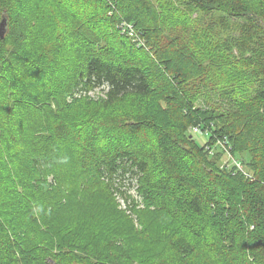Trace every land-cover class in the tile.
I'll return each mask as SVG.
<instances>
[{
  "label": "trees",
  "instance_id": "obj_1",
  "mask_svg": "<svg viewBox=\"0 0 264 264\" xmlns=\"http://www.w3.org/2000/svg\"><path fill=\"white\" fill-rule=\"evenodd\" d=\"M2 17L0 264H264V0Z\"/></svg>",
  "mask_w": 264,
  "mask_h": 264
},
{
  "label": "built area",
  "instance_id": "obj_2",
  "mask_svg": "<svg viewBox=\"0 0 264 264\" xmlns=\"http://www.w3.org/2000/svg\"><path fill=\"white\" fill-rule=\"evenodd\" d=\"M120 27L123 28L124 31H126V30L131 29L132 25L131 24H127V23H123V24L120 25ZM125 27H127L129 29H126ZM132 33H134V32H131V34ZM190 131H191V133L193 135H195L196 137L200 138L199 142L202 145H206L208 150L210 149L211 152H213L216 147H220V148L225 149V151L227 152L228 157H229V159H231L232 163H234L240 170H244L245 169V165L243 164V162L232 156V154H231L232 152L230 151L231 150V146L228 144V138L226 136H224V138L217 139L214 145L209 146V144H208L209 141L207 139V136H208V133H209L208 130L204 131L201 126L196 125V126H193L190 129ZM137 188H138V184H137V186L133 187V190H130V193H132L133 196H135V197H140L138 192L136 191ZM116 196H117V198L119 200L121 208L128 209L129 204L126 203L124 201V199H122L120 197V195L116 194Z\"/></svg>",
  "mask_w": 264,
  "mask_h": 264
},
{
  "label": "water",
  "instance_id": "obj_3",
  "mask_svg": "<svg viewBox=\"0 0 264 264\" xmlns=\"http://www.w3.org/2000/svg\"><path fill=\"white\" fill-rule=\"evenodd\" d=\"M8 31V22L6 17H2L0 21V36L1 38H4L6 33Z\"/></svg>",
  "mask_w": 264,
  "mask_h": 264
},
{
  "label": "rangeland",
  "instance_id": "obj_4",
  "mask_svg": "<svg viewBox=\"0 0 264 264\" xmlns=\"http://www.w3.org/2000/svg\"><path fill=\"white\" fill-rule=\"evenodd\" d=\"M6 19H7V17H6ZM7 22H8V19H7ZM92 94H93V92H92ZM199 141H200V138L199 137H196Z\"/></svg>",
  "mask_w": 264,
  "mask_h": 264
},
{
  "label": "bare ground",
  "instance_id": "obj_5",
  "mask_svg": "<svg viewBox=\"0 0 264 264\" xmlns=\"http://www.w3.org/2000/svg\"><path fill=\"white\" fill-rule=\"evenodd\" d=\"M143 204V203H142Z\"/></svg>",
  "mask_w": 264,
  "mask_h": 264
}]
</instances>
